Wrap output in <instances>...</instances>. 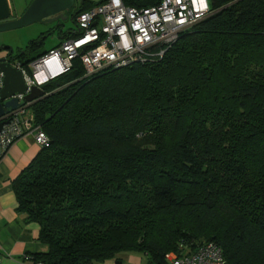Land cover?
Here are the masks:
<instances>
[{
    "label": "trees",
    "instance_id": "16d2710c",
    "mask_svg": "<svg viewBox=\"0 0 264 264\" xmlns=\"http://www.w3.org/2000/svg\"><path fill=\"white\" fill-rule=\"evenodd\" d=\"M210 1L164 56L89 78L77 58L42 86L30 109L51 145L13 182L49 246L35 262L131 251L168 264L167 253L213 241L227 264H264V0Z\"/></svg>",
    "mask_w": 264,
    "mask_h": 264
},
{
    "label": "built area",
    "instance_id": "2783aa9c",
    "mask_svg": "<svg viewBox=\"0 0 264 264\" xmlns=\"http://www.w3.org/2000/svg\"><path fill=\"white\" fill-rule=\"evenodd\" d=\"M90 1L95 4L75 16V36L32 60L28 69L18 64L29 90L65 74L77 58L84 67L83 78H89L162 57L183 33L212 12L210 0H161L149 6L129 5L125 0ZM6 119L9 122L0 131V159L23 137L32 136L41 148L50 147L51 138L36 123L30 105ZM179 249L166 254L168 264H227L222 247L213 241L195 251Z\"/></svg>",
    "mask_w": 264,
    "mask_h": 264
},
{
    "label": "crops",
    "instance_id": "0c3cea01",
    "mask_svg": "<svg viewBox=\"0 0 264 264\" xmlns=\"http://www.w3.org/2000/svg\"><path fill=\"white\" fill-rule=\"evenodd\" d=\"M9 1L14 17L24 12L18 11V13L13 14L15 4H19L23 0ZM24 1L28 2L24 8L26 10L31 0ZM131 1L133 0H125L126 3ZM81 4L82 0L80 5L75 6L69 13V19L63 21L62 27L57 28L55 23L46 24L51 27L52 31H59L60 42L58 45L76 33L74 15L80 10ZM72 13L74 14L72 15ZM67 21L73 22V26L69 27L68 31L65 30ZM41 38L35 39L39 40L42 45L45 37ZM0 48L2 49L0 50V56H4L8 51L5 49L12 47L0 42ZM46 51L48 50L42 52ZM17 53L14 52L15 55ZM16 63L24 68L29 67V65L25 67L18 60ZM40 151L41 147L35 142L34 138L28 136L18 139L0 159V264H34L36 254L46 253L49 250L48 244L40 240V225L37 222L27 221L25 215L18 211V200L13 184L14 180L27 168ZM98 264H152V262L147 253L128 251L121 252L116 257Z\"/></svg>",
    "mask_w": 264,
    "mask_h": 264
},
{
    "label": "water",
    "instance_id": "95a60500",
    "mask_svg": "<svg viewBox=\"0 0 264 264\" xmlns=\"http://www.w3.org/2000/svg\"><path fill=\"white\" fill-rule=\"evenodd\" d=\"M75 3V0H33L21 15L14 17L10 1L0 0V33L33 23H55L57 28L62 27L63 21L69 19ZM5 50H8L7 53L0 56V131L9 122L6 119L9 114L33 104L45 95L44 90L38 86L28 89L25 76L16 63L17 55L12 48Z\"/></svg>",
    "mask_w": 264,
    "mask_h": 264
},
{
    "label": "rangeland",
    "instance_id": "374dc122",
    "mask_svg": "<svg viewBox=\"0 0 264 264\" xmlns=\"http://www.w3.org/2000/svg\"><path fill=\"white\" fill-rule=\"evenodd\" d=\"M32 2V0H31ZM29 2V3H31ZM81 0L76 1V6L80 5ZM28 2L24 1L19 4H15L13 7V14L25 11L24 8ZM73 26V22L67 21L65 23V30L68 31L69 27ZM46 24L33 23L31 25L0 33V42H3L7 46L12 47L14 52H18L19 49H25L29 42L35 38L45 37L43 44L38 47V50L45 51L56 46L60 42L59 31H52ZM42 39V38H41Z\"/></svg>",
    "mask_w": 264,
    "mask_h": 264
},
{
    "label": "flooded vegetation",
    "instance_id": "af4514ba",
    "mask_svg": "<svg viewBox=\"0 0 264 264\" xmlns=\"http://www.w3.org/2000/svg\"><path fill=\"white\" fill-rule=\"evenodd\" d=\"M73 14H74V13H72V15H73ZM75 16H76V15H74V21H75Z\"/></svg>",
    "mask_w": 264,
    "mask_h": 264
}]
</instances>
